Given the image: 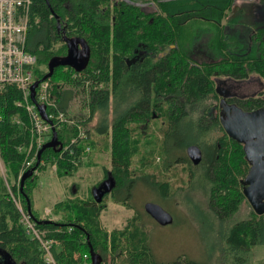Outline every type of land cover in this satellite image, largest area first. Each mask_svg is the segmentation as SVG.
<instances>
[{"label":"trees","instance_id":"obj_1","mask_svg":"<svg viewBox=\"0 0 264 264\" xmlns=\"http://www.w3.org/2000/svg\"><path fill=\"white\" fill-rule=\"evenodd\" d=\"M142 2H153L157 6L158 14H143L141 21L135 15L140 13L138 8L123 3L115 6L109 0H32L25 37V49L35 55L36 61L39 59L46 64L50 58L65 54L66 48L61 40L63 35L82 38L87 44L88 64L80 72V76L96 85L105 84V88L98 86L93 88L91 84L89 106L92 114L99 112L96 134L110 137L111 168L104 172V177L97 186L110 178L113 186L104 196L112 192L114 202H125L134 184V181L129 179L128 168L132 156L137 152L138 141L132 136V130L127 123L144 121L149 117L147 114L139 116L140 114L136 113V109L147 110V104L150 103L147 98L136 106V100H132L129 94L126 106V96L122 88L121 60L129 47L137 42L150 47L153 51H159L158 48L161 51L169 44L177 46L169 55L160 58L159 66L146 72L143 77L144 87H147L148 81L156 79L160 94L156 98L157 108L167 110L164 117L161 115L158 117L165 122L161 133L164 150L169 159L168 163H163L162 167L165 170L171 165L186 163V156L169 157V144L166 142L170 140L169 135L175 134L185 120L197 135V139L187 142L186 146L198 143L204 145L205 142L215 140L211 130L204 128L209 123L202 111L208 109L213 99L211 79L213 75H233L241 78L254 74L264 81V38L261 32L253 36L248 49H241L235 39L223 31L224 26L221 28L208 19L204 21L198 17L202 15L215 18L218 13V16L222 15L221 17L225 19L226 26L238 19L246 22L250 13L264 9V0L238 5L234 4L233 0H142ZM193 14H197L196 18H193ZM112 15L115 17L113 21L110 20ZM205 33H209L207 43L209 48L216 52L221 60L214 65L191 67L185 57L184 48L190 47ZM57 68L54 69L52 76L55 75ZM73 72L69 69L60 76L63 83L72 86L81 83L78 79H71ZM34 73L38 80L46 71L39 74L38 70H34ZM134 75L136 77V74ZM50 82L53 83L52 93L56 98L57 107L66 112L70 90L60 91V84L58 85L52 77ZM170 92L174 94L168 98ZM162 97H165V100H162ZM110 98L114 102V115L109 125L106 115ZM17 99L18 92L13 87H7L0 92V159L6 174L12 175L13 182L25 158L24 152L18 150V147L26 145L29 141L27 117L23 110L14 106ZM121 106L123 108L119 109ZM186 109H193L192 114L184 113L183 110ZM14 117H18V124L12 120ZM73 117L79 121L77 116ZM55 132L57 140L64 146L75 135V128L62 124ZM137 134L147 138L146 134L142 135L139 131ZM186 146L184 145L182 151ZM58 155L59 152L51 149L44 150L35 171L52 159L57 173L71 172L74 165L70 161L73 158L66 156L62 160ZM79 156L77 152L75 158ZM209 160L213 162L212 172L215 176H201L199 171L192 174L195 179L210 185V205L217 209L216 217L223 220L236 214L244 200L240 180L245 177L247 165L242 150L236 144L235 176L231 174L232 161H222V158L215 159L214 156ZM33 174L25 179L22 195L19 189L18 193L25 209L29 201V214L36 224L35 227L39 231H44L45 239L53 241L50 247L53 263L44 259V251L39 241L26 232L20 213L0 176V264H6L5 259L14 264H85L90 263L88 253L90 247L101 256L100 264H158L152 258L147 245V235L140 226L132 222L121 230L110 232L100 227L98 217L103 208L101 202L104 196L98 204L93 199L81 198L56 203L55 208L60 211L61 216L56 220L45 219L50 220L49 223H38L42 219L32 213L29 197V185L35 179ZM7 177L8 184L12 185V192L16 193L14 183H10ZM152 184L163 197L166 196L167 184ZM121 193L125 195L122 200L119 199ZM224 238L225 247L221 251L222 259L218 258V264H247L250 249L264 243V214L257 216L251 213L249 219L233 223L227 228ZM75 252L80 253L77 259L73 258ZM83 255H87V258L84 259ZM184 264L198 263L187 259Z\"/></svg>","mask_w":264,"mask_h":264},{"label":"rangeland","instance_id":"obj_2","mask_svg":"<svg viewBox=\"0 0 264 264\" xmlns=\"http://www.w3.org/2000/svg\"><path fill=\"white\" fill-rule=\"evenodd\" d=\"M242 1L249 0H236V4ZM143 8L153 11L155 6L152 3H147L143 5ZM190 54L198 60H211L204 45V39L193 46ZM34 69L38 70L39 74H43L47 70L46 63L38 59ZM69 69L68 67H58L55 70V75H51V77L58 85L60 84V91L68 92L70 90L71 94L67 101L65 114L78 117L79 125L87 134L81 144L89 146L90 149L87 153L81 154L80 161L74 164V168L69 173H57L52 159H49L42 168L34 172L35 179L29 185V197L32 213L40 219H58L61 213L56 210V203L75 198L93 199V189L103 179L104 172L111 168L110 137L109 135L96 134L95 128L98 125L99 112L96 111L92 114L89 106L91 84L93 88L97 86L105 88V84L96 85L81 76L78 78L81 83L77 85L63 83L60 76ZM113 107L114 102L110 98L106 115L109 125L114 115ZM122 108L121 106L119 109ZM164 127L162 119L151 121L145 133L147 138H145L137 134L138 130L134 125H129L132 136L136 137L138 141L137 152L132 156L128 168L129 179H132L134 184L125 202H114L111 196L112 192L104 196L101 202L103 208L98 217L99 225L107 232L121 230L132 222L140 226L147 235V245L152 258L158 264L175 261L184 264L187 259L198 264H218V258L222 259L221 251L225 247L224 236L227 228L237 221L249 219L251 213L254 212L244 198L236 214L220 220L215 215L217 209L210 205V185L208 183L197 180L193 176H187L184 164L171 165L168 170H165L162 167L163 163H168L169 159H167L162 141L161 133ZM212 136L217 140L219 134L214 135L213 133ZM169 138L170 140L166 141L169 144V157L170 155L185 156V150L182 151L184 145L186 146L189 141L196 140L197 135L185 120L183 125L180 124L175 134L169 135ZM198 145L201 148L204 146L203 143H198ZM4 171L8 176V181L12 183L14 180L12 175L6 174V170ZM19 172L16 176L19 175ZM152 183L167 184L166 196L163 197ZM120 196L121 200L125 197L124 193H121ZM146 202H153L161 206L172 216V223L161 226L154 222L143 210V205ZM135 218L136 220H134ZM79 256L80 253H73L74 259ZM247 264H264V243L250 249Z\"/></svg>","mask_w":264,"mask_h":264},{"label":"flooded vegetation","instance_id":"obj_3","mask_svg":"<svg viewBox=\"0 0 264 264\" xmlns=\"http://www.w3.org/2000/svg\"><path fill=\"white\" fill-rule=\"evenodd\" d=\"M109 1L113 2L115 6L123 3L126 6H133L138 8L140 13L135 15L136 17L141 19V21L143 18V14H158L157 6L153 2L143 3L142 0ZM233 1L234 4H236V0ZM256 1L257 0H249L242 1L240 3ZM147 3H152L155 6L153 11L144 10L143 5ZM196 15L197 14H193V18H196ZM221 16L222 15L218 16V13H216L215 18L198 15V17L204 21L208 19L221 28L224 26L223 31H225L228 36H232L237 42V45L241 46V49H248L251 45L253 36H257L259 32H261V36L262 38H264V9L262 11H259L257 9L255 12L250 13L248 18L246 19V22L238 19L236 22H233L227 26L225 25L226 23H224L225 19H223ZM190 17H192V15ZM114 19L115 17L112 15L110 17V20L113 21ZM208 36L209 33H205L201 35V37H199V39H197L190 47L184 48L185 57L187 58V62L191 67H201L202 65L207 64L214 65L221 60V57H218L216 52L211 51V49L209 48L207 44ZM201 39H204V45L206 47L208 55H210L211 57V60L209 61L198 60L192 57L190 54L193 46ZM176 47L177 46L175 44H169L168 46L161 49V51L160 48H158L159 51H153L150 47L143 45L141 42H137L134 46L129 47L126 50V54L122 56V88L124 95L126 96V106H128L127 101L129 98V94L132 96V100H136V106H139L140 103H143L145 98L150 101V103L147 104V110L136 109V113L140 114L139 116H144L145 114H147L149 117H151V119H148V117L144 121H128L127 123L128 127L129 125H134L135 129L138 130L142 135L146 133L151 121L158 120V117L160 115L161 117H164V114L167 111L166 108H164V110H160L157 108L158 99L156 98H158L160 94L157 83L155 81L156 79H151L150 81H148L147 87H144L143 77L146 72L152 70L155 66H159L158 63L160 61V58H164L166 55H169L170 51L175 49ZM134 74H136V77ZM211 79L213 82L214 93L212 94L213 99L211 100L208 109L202 110L205 114V120L207 121V123H209L207 126H204V128L211 130L214 135L219 134V136L215 141L205 142L203 148H201L198 144H195L201 151V161L197 165H193L191 163L189 158L186 156L185 151L186 163L184 165H186L185 168L187 170V176H193L192 173L196 172V170L199 171L198 173H200L201 176H215V174H213L212 172L214 166L213 162H210L209 160V158H211L212 156H214L215 159L220 157L222 158V161H232L233 167L231 170V174L232 176H235V144L240 147L242 152L243 144L235 142V140L231 139L225 133L221 124L222 120H224L226 117V113H224L222 110L223 107H235L243 112L248 113L259 112L260 115L264 117V81L259 76L248 74L245 77L238 78L233 75H213ZM173 94L174 93L170 92L168 98L172 97ZM164 98L165 97H162V100H165ZM127 110L125 109V111ZM192 111L193 109L183 110L184 113L188 114H192ZM168 113H170V111H168ZM229 113H232L231 109ZM162 124H165V122L162 121ZM243 159L247 165L246 173L244 175L246 176L250 168V163L246 160L244 152ZM194 169L195 171H193Z\"/></svg>","mask_w":264,"mask_h":264},{"label":"built area","instance_id":"obj_4","mask_svg":"<svg viewBox=\"0 0 264 264\" xmlns=\"http://www.w3.org/2000/svg\"><path fill=\"white\" fill-rule=\"evenodd\" d=\"M31 5L32 0H0V92L7 87L16 89L18 99L14 102V106L24 111L27 117V130L29 133L27 144L18 147V150L24 152L25 158L16 182H13L17 192H12V186L6 180L5 169L1 159L0 176L5 182L12 202L20 213V219L26 232L39 241L44 251V259L53 263L50 254V247L53 241L44 238L43 232L35 227L36 224L23 207L20 194L18 193L19 181L22 174L33 166L37 159L38 150L50 139L52 129L56 131L62 124L74 127L75 135L70 138L66 145L61 147L58 155L59 159L63 160L66 156H70L73 158L70 162L74 165L80 161L81 156L87 153L90 148L81 144L86 139L87 134L82 130L79 121L72 115L65 114L66 112L61 111L57 107L56 98L52 93L53 83L50 82V79L39 82L34 92L35 102L45 106L47 120L41 118L35 104L30 99V87L37 80L34 75L36 57L25 49V37ZM71 76L72 79H78L80 72L74 71ZM52 110L56 112L54 113ZM12 120L15 124L19 123L18 117H14ZM77 152L80 156L75 158ZM83 258L86 259L87 255H83Z\"/></svg>","mask_w":264,"mask_h":264},{"label":"water","instance_id":"obj_5","mask_svg":"<svg viewBox=\"0 0 264 264\" xmlns=\"http://www.w3.org/2000/svg\"><path fill=\"white\" fill-rule=\"evenodd\" d=\"M57 30L59 29V20L57 19ZM65 45V54L63 56H55L48 60L46 73L41 78L36 80L30 87V99L35 104L36 110L42 119L47 120L45 106L37 104L34 99L35 88L39 82L49 79L53 71L57 67H68L75 72L83 71L88 64L89 48L82 38L78 37H61ZM230 109L232 113H229ZM223 112L226 117L221 124L225 133L235 142L243 144V152L246 160L250 163V168L247 175L241 179L242 194L249 203L254 214L257 216L264 214V117L259 112H243L235 107H223ZM62 145L57 140L56 132L52 129L50 139L45 142L38 150L35 165L27 169L21 176L19 181V192L22 195V188L25 179L32 176L35 168L40 162V155L46 149H51L54 152H59ZM186 156L193 165H197L201 161V151L195 144H190L186 147ZM113 182L107 178L101 185L96 186L93 191V200L95 203H100L104 194L109 192ZM27 200V199H26ZM144 212L156 222L158 225L166 226L172 223V216L165 211L161 206L153 202H146L143 205ZM26 211L30 213L29 201L26 203ZM50 220L42 219L38 223H49ZM90 264H100L101 256L88 249ZM6 264H14L8 259H5Z\"/></svg>","mask_w":264,"mask_h":264}]
</instances>
